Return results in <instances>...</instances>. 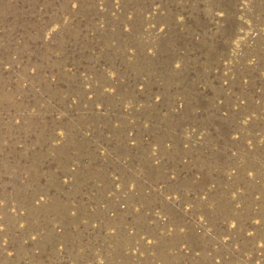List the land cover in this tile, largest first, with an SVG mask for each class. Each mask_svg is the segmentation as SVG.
<instances>
[{
  "label": "rangeland",
  "instance_id": "obj_1",
  "mask_svg": "<svg viewBox=\"0 0 264 264\" xmlns=\"http://www.w3.org/2000/svg\"><path fill=\"white\" fill-rule=\"evenodd\" d=\"M0 264H264V0H0Z\"/></svg>",
  "mask_w": 264,
  "mask_h": 264
}]
</instances>
